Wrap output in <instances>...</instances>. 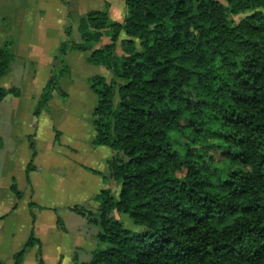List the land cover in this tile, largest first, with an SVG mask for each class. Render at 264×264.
I'll list each match as a JSON object with an SVG mask.
<instances>
[{
	"label": "trees",
	"instance_id": "obj_1",
	"mask_svg": "<svg viewBox=\"0 0 264 264\" xmlns=\"http://www.w3.org/2000/svg\"><path fill=\"white\" fill-rule=\"evenodd\" d=\"M124 3L122 22L107 8L79 18V42L70 38L71 25L64 27L33 110L36 118L55 90L66 98L58 82L70 74L69 51H89L86 63L111 73L108 81L88 78L96 95L92 144L113 150L102 178L119 191L114 197L101 189L95 211L71 207L98 230L81 264H264V0ZM102 36L109 42L98 47ZM12 43L0 44V78L15 59ZM20 93L0 86V102ZM186 131L195 143L209 138L202 144L208 151L182 156L173 149L171 133ZM29 145L34 157L32 137ZM32 168L30 161L25 173ZM10 189L20 198L14 184ZM113 211L141 229L123 227ZM34 245L40 243L30 234L14 264ZM36 264H44L40 255Z\"/></svg>",
	"mask_w": 264,
	"mask_h": 264
},
{
	"label": "crops",
	"instance_id": "obj_2",
	"mask_svg": "<svg viewBox=\"0 0 264 264\" xmlns=\"http://www.w3.org/2000/svg\"><path fill=\"white\" fill-rule=\"evenodd\" d=\"M12 1L17 2V0ZM83 1H86L87 7ZM83 1L82 6L78 7L77 17L69 10L68 0H22L20 3L22 9L13 16L7 17L8 31L2 43L6 39H12L11 48L16 60L13 61L14 68H19L18 74L21 77L28 74L29 78L26 82L29 86L24 87L25 91L20 88V96L10 101L8 110H11V114L4 116L2 124L5 125L1 127L8 135L0 134L2 140L0 157L3 158V168L0 169V177L3 181H0V186L11 190L10 186L14 183L21 196L17 198L9 191L6 195L8 199L0 195V264H14L13 255L22 248L30 234L39 241L40 245L25 249L22 264H36L39 255L44 264H81L88 261L96 246L95 235L98 230L95 225L88 223L84 216L72 211L71 207L85 206L95 211L98 202L94 200V196L104 188L110 189L114 197L118 195L119 184L109 177L105 180L102 178V175H108L107 161L114 152L106 145L92 144L94 128L86 137H82L77 132L76 116L68 117L69 126L61 127L55 124L51 105L56 100L61 107L65 106L70 99L67 91L64 99L59 97L56 90L53 91L46 108L42 109L36 118L33 116L38 96L50 74L53 58L58 53L60 42L66 38L64 27L69 22L67 13L69 12L71 16L70 38L75 42L80 41L76 29L77 20L88 11L107 8L109 18L116 22H122L125 17L124 0ZM89 3L92 5L88 7ZM58 5L61 12L58 18L54 16L55 22H53L50 20L52 16L49 11ZM91 7L99 9H90ZM52 26L57 32L52 33ZM56 33H58L56 37H51ZM124 37L125 35L121 33L119 39ZM108 42L109 38L102 36L98 47ZM117 46L118 42L116 52ZM89 53V51H69L64 58L70 69L69 76H65L69 79L67 84L76 91H82V95L86 96H89L88 91H91L88 90L89 77L100 75L107 81L111 78L110 71L102 66L86 64L85 58ZM71 61L78 62L77 66L79 61H84L85 65L82 69L90 72L93 70L96 73L81 72L80 77L76 76L78 69L73 68ZM26 69L29 71L26 72ZM26 95L29 97L26 106L18 115L16 112L19 99H23L21 97ZM42 130L46 131V140L50 145L44 150L39 149L37 145L38 135ZM69 132H73L71 138L67 137ZM2 136L8 141L2 139ZM30 137L34 144V157H31ZM12 139L20 141L17 144L16 141L12 142ZM9 143L10 149L7 148ZM15 148L17 155L12 154ZM17 157L20 160L18 174L13 164ZM30 161L33 162V168L26 176L25 169ZM36 190H41L45 196L37 197ZM113 216L120 220L118 212L113 211ZM58 219L62 221V226L58 225ZM136 227L131 230L141 229V226Z\"/></svg>",
	"mask_w": 264,
	"mask_h": 264
},
{
	"label": "rangeland",
	"instance_id": "obj_3",
	"mask_svg": "<svg viewBox=\"0 0 264 264\" xmlns=\"http://www.w3.org/2000/svg\"><path fill=\"white\" fill-rule=\"evenodd\" d=\"M69 3V10H71V12L73 13V15H75L77 17V11H78V7H81L83 2L84 5L87 7L86 1L83 0H68ZM83 1V2H82ZM22 2V0H17V2H14L12 0H0V44L2 43V40L6 37V33L8 31L7 27V17H11L13 16V14L15 12H19L22 7L20 5V3ZM92 5V3H89L88 7ZM49 8H51L49 6ZM63 9V8H62ZM90 9H99L98 7H91ZM60 8L59 5L55 8H51L49 11V14L52 16L53 22H55V18H58L60 15ZM249 14L248 11H246L245 13L239 14L237 16L233 17L234 21H238L240 18L244 17L245 15ZM63 19H64V15H62ZM70 24L71 25V21H69L67 23V25ZM52 33L57 32V30L52 26L51 27ZM9 35V34H8ZM58 35V33H56L55 35L51 36V37H56ZM13 45V43H12ZM117 53L120 54L121 53V47L119 45V41H118V46H117ZM19 60V59H18ZM68 60V59H67ZM14 62L16 60H13ZM12 61V62H13ZM10 63L8 71L6 72V74L4 76H2L0 78V86L4 87V88H8L9 86H17L19 88H21V90L25 91L24 87L29 86L28 82H26V80L29 78L28 74H26L25 76H20V74H18V69L19 68H14V62ZM65 63L68 65V63L65 60ZM73 66V68L78 69V71L75 73L76 76L80 77V74L82 73H87V74H91V73H96L93 70L90 71H84V69H82V66L85 65L84 61H79L78 66L80 68H78V66L76 65L75 61H71L70 62ZM54 64V61H52V65ZM88 64V63H86ZM51 65V67H52ZM90 65V64H89ZM58 66V65H57ZM69 66V65H68ZM104 68V67H103ZM28 69H26L27 72ZM29 71V70H28ZM82 72V73H81ZM109 72V71H108ZM109 74L111 75V73L109 72ZM67 77H62L59 79L58 82V86L61 87L63 90L67 91L70 94V99L68 101V103L65 106H60V103L57 102L56 100L53 101L51 108H52V113L54 116V120H55V124L57 126H61L64 127V125L69 126V122L70 119L68 118L69 116H76L77 118V123H78V134H80L82 137H86L88 135V133H91L93 131V126L90 123L91 120V111L93 108V105H95V99H96V95L94 94V92L91 90L90 92L88 91V94H90L89 96H86L85 94L82 95V91H76V89H74V87H72L70 84H67L69 82V79H66ZM88 90H90V88L88 87ZM92 94V96H91ZM15 96L11 95V94H7L4 99L0 102V134H4V135H8V133L6 131H2V126L5 124H2V122H4V116L11 114V110H8V106L10 105V101L17 99ZM23 99H19L18 102V109L16 114L20 115L25 106H26V102L28 100V96H24L21 97ZM81 102H80V101ZM73 134V132H69L68 136L69 138H71V135ZM2 139L7 140V138H4V136H2ZM47 139V135H46V131L42 130V132L38 135V139H37V145L39 147V149L44 150V148L46 149L47 147H49L50 145L48 144V140ZM18 142L20 140H15L12 139V142ZM207 141H210V139L208 138L207 140L200 142V143H195L194 141H192L189 137V133L188 131L181 133V132H172L170 135V143L173 149L177 150L182 156L185 154H188L191 151H200V152H205L207 149L203 148L202 144L206 143ZM9 147L10 149V143L8 144L7 148ZM15 148L13 150V155H17L18 152H16ZM20 153L19 156L21 155V150L19 149ZM208 151V150H207ZM217 156V155H215ZM29 161V160H28ZM19 157H17L15 163L13 161V164H15V171L19 172ZM33 163V162H32ZM3 158L0 157V169L3 168ZM27 176V174H26ZM0 181L2 180V177H0ZM14 184V183H12ZM214 189H217V187L215 186ZM9 191L10 194H13V192L11 190H9V188L5 187V186H0V195L4 197V199H8L6 197L7 192ZM35 194L37 195V197L42 198L45 196V193L42 192L41 190H36ZM119 215V221L122 223L123 227L125 228H129V229H133L134 227H136L137 225L133 224L132 220L128 217L127 214L125 213H118ZM137 228V227H136ZM23 230V229H22ZM136 230V229H135Z\"/></svg>",
	"mask_w": 264,
	"mask_h": 264
}]
</instances>
